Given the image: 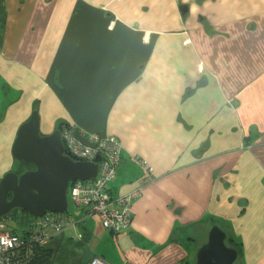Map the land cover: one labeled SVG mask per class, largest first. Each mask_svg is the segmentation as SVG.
<instances>
[{
  "label": "crops",
  "instance_id": "obj_1",
  "mask_svg": "<svg viewBox=\"0 0 264 264\" xmlns=\"http://www.w3.org/2000/svg\"><path fill=\"white\" fill-rule=\"evenodd\" d=\"M34 101L120 142L112 198L142 187L118 233L68 202L49 264H176L214 224L264 264V0H0L7 147Z\"/></svg>",
  "mask_w": 264,
  "mask_h": 264
},
{
  "label": "water",
  "instance_id": "obj_2",
  "mask_svg": "<svg viewBox=\"0 0 264 264\" xmlns=\"http://www.w3.org/2000/svg\"><path fill=\"white\" fill-rule=\"evenodd\" d=\"M180 9L185 12L187 7ZM11 157L34 168L20 174L8 171L0 178V216L13 209L23 210L32 217L63 214L68 208L69 183L85 181L97 173L96 163L74 160L64 152L59 130L40 134L36 110L18 126ZM236 258V250L226 244V233L214 224L196 248L194 264H234Z\"/></svg>",
  "mask_w": 264,
  "mask_h": 264
},
{
  "label": "built area",
  "instance_id": "obj_3",
  "mask_svg": "<svg viewBox=\"0 0 264 264\" xmlns=\"http://www.w3.org/2000/svg\"><path fill=\"white\" fill-rule=\"evenodd\" d=\"M64 152L74 160L97 163L96 176L85 181L74 180L69 183L68 202L86 207L97 217L103 228L118 233L128 228L131 221V204L141 196L142 187L138 186L126 194L112 198L108 192L109 183L116 175V166L120 157V142L111 136L97 134L78 136L70 125L59 129ZM143 176L151 178L152 168L145 160H138ZM7 219L0 216V264H24L17 260L14 249L23 245L22 234L7 229ZM64 225L61 214L44 213L29 223V239L44 245L51 234L59 232ZM89 264H109L99 258H93ZM183 264V263H178Z\"/></svg>",
  "mask_w": 264,
  "mask_h": 264
},
{
  "label": "trees",
  "instance_id": "obj_4",
  "mask_svg": "<svg viewBox=\"0 0 264 264\" xmlns=\"http://www.w3.org/2000/svg\"><path fill=\"white\" fill-rule=\"evenodd\" d=\"M32 110L37 111L36 105H33ZM59 129L60 128H58V130ZM14 162L19 163L16 161ZM19 164L21 166L17 167L16 165L17 168H15L17 171H19V173L23 172V170L26 169L27 167L28 168L33 167L31 164H24L23 162H20ZM16 170L14 171L16 172ZM132 204H131V208H132ZM3 217L11 222L12 232H20L22 234L21 238H22L23 245L14 249V255L17 258V260L23 262L24 264H49L50 259H51V251L45 248L44 245H41L29 239V236H28L29 225L28 224L30 223V221L33 220V217L29 213L23 210H20V209H13L8 214L3 215ZM226 244L228 246L233 247L237 252V258L234 264H242L243 253H242V246L240 242L233 237H228L226 239ZM184 262L188 264H193V263H189L186 260Z\"/></svg>",
  "mask_w": 264,
  "mask_h": 264
},
{
  "label": "rangeland",
  "instance_id": "obj_5",
  "mask_svg": "<svg viewBox=\"0 0 264 264\" xmlns=\"http://www.w3.org/2000/svg\"><path fill=\"white\" fill-rule=\"evenodd\" d=\"M181 7H183V5H180V6L177 7V9L180 12H181V9H180ZM198 21H199V19H198ZM33 105H36V107H38V102L34 101ZM27 119L28 118H25V119L21 120V122L18 124V126L22 122L26 121ZM9 121L7 122L8 124L10 123ZM14 121H15V118H13L12 122H14ZM18 126H17V128H18ZM17 128H16V131H17ZM16 131H15V134H16ZM3 133H4L3 130L0 128V178L6 172L12 171V170L14 171V169H15V165L14 164H13V166H11V159H12L11 158V145H12V142H13V140L15 138V134H14V137L12 136L13 138H12V140L10 142L11 143L10 146L7 147V145H6L7 142H6V138H5L6 136H4ZM40 134L44 135L43 132H40ZM8 152H9L10 155H8ZM7 223H8L7 224V229L11 230V228H12L11 222L9 220H7ZM195 233L196 234L193 233V235H192V237H193L192 241L188 242L185 239L182 240L183 245L188 249L187 261L189 263H193L194 262V253H195V250H196L195 248H197L206 238L205 229L202 230V234H199L200 232H198V231L195 232ZM194 235H196V236H194ZM195 237H197L196 238L197 240L195 239ZM196 242H197V244H196Z\"/></svg>",
  "mask_w": 264,
  "mask_h": 264
},
{
  "label": "flooded vegetation",
  "instance_id": "obj_6",
  "mask_svg": "<svg viewBox=\"0 0 264 264\" xmlns=\"http://www.w3.org/2000/svg\"><path fill=\"white\" fill-rule=\"evenodd\" d=\"M14 161H15V160H14ZM14 161H13V164L15 165V168L21 166V165L19 164L20 162H19V163H15ZM16 162H17V161H16ZM24 164H25V163H24ZM16 165H17V167H16ZM25 168H26V167H25ZM33 168H34V167H32V168H28V167H27V168L24 169L23 171H25V170H30V169H33ZM22 169H23V167H22ZM14 170H16V169H14ZM14 172H15V171H14ZM16 173L20 174V173H22V172L19 173V171L16 170ZM33 218H37V217H33Z\"/></svg>",
  "mask_w": 264,
  "mask_h": 264
},
{
  "label": "bare ground",
  "instance_id": "obj_7",
  "mask_svg": "<svg viewBox=\"0 0 264 264\" xmlns=\"http://www.w3.org/2000/svg\"><path fill=\"white\" fill-rule=\"evenodd\" d=\"M98 135V134H97ZM120 152H121V150H120ZM120 158V157H119ZM95 163V162H94ZM97 164V163H96ZM196 249V248H195ZM178 263H183V264H188V263H186V262H184V261H179V262H177L176 264H178ZM193 264H194V262H193Z\"/></svg>",
  "mask_w": 264,
  "mask_h": 264
}]
</instances>
